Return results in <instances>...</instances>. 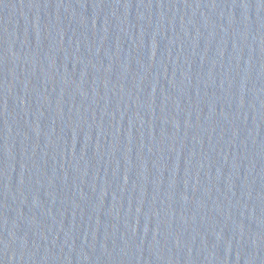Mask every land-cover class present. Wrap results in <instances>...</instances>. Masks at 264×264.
I'll use <instances>...</instances> for the list:
<instances>
[{"label":"water","instance_id":"water-1","mask_svg":"<svg viewBox=\"0 0 264 264\" xmlns=\"http://www.w3.org/2000/svg\"><path fill=\"white\" fill-rule=\"evenodd\" d=\"M0 264H264V0H0Z\"/></svg>","mask_w":264,"mask_h":264}]
</instances>
